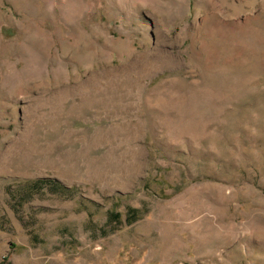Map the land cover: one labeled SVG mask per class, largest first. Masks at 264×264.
Wrapping results in <instances>:
<instances>
[{
    "label": "rangeland",
    "instance_id": "1",
    "mask_svg": "<svg viewBox=\"0 0 264 264\" xmlns=\"http://www.w3.org/2000/svg\"><path fill=\"white\" fill-rule=\"evenodd\" d=\"M0 264H264V0H0Z\"/></svg>",
    "mask_w": 264,
    "mask_h": 264
},
{
    "label": "trees",
    "instance_id": "2",
    "mask_svg": "<svg viewBox=\"0 0 264 264\" xmlns=\"http://www.w3.org/2000/svg\"><path fill=\"white\" fill-rule=\"evenodd\" d=\"M54 192L56 193V192H59V191L57 189H55ZM134 212L135 211H133V215H134ZM120 217H121L120 214H116V220H120ZM134 218H136V216H134Z\"/></svg>",
    "mask_w": 264,
    "mask_h": 264
}]
</instances>
